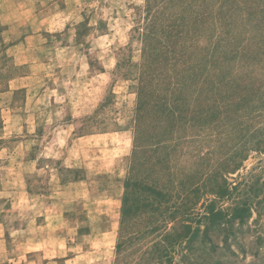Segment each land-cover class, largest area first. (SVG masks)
Segmentation results:
<instances>
[{"label": "rangeland", "instance_id": "rangeland-1", "mask_svg": "<svg viewBox=\"0 0 264 264\" xmlns=\"http://www.w3.org/2000/svg\"><path fill=\"white\" fill-rule=\"evenodd\" d=\"M164 1L0 0V264H157L151 248L189 216L198 238L162 264H264V0ZM162 11L188 21L179 42L143 37ZM150 45L170 51L162 71H181L174 94L205 125L139 157L153 158L149 183L175 217L143 210L123 230L125 183L144 178L131 160ZM221 185L235 194L219 198ZM237 200L251 202L243 224L209 223L208 207L230 215Z\"/></svg>", "mask_w": 264, "mask_h": 264}, {"label": "trees", "instance_id": "trees-1", "mask_svg": "<svg viewBox=\"0 0 264 264\" xmlns=\"http://www.w3.org/2000/svg\"><path fill=\"white\" fill-rule=\"evenodd\" d=\"M148 1L151 4L152 0ZM170 1L172 2L173 8H177V2H174V0ZM229 1L233 3V0H222L224 4ZM197 2L198 0L195 3L197 4ZM150 8L152 10V7ZM200 15L201 14H199L197 17L193 16L195 23H198L202 20L203 16ZM179 16L180 15L177 14H164L163 11L154 15L151 14L148 20L150 24H147L149 30H146V32L143 33V37L145 40L155 37L156 29L162 30V32L166 33L167 39L169 38L173 42H179L184 38L183 29L189 24L188 21L183 23L182 18ZM204 22H206V20L202 21V23ZM243 31L248 32L247 30ZM228 33H230V31H228ZM260 45L264 46L263 39H261ZM246 46L247 45H244V48ZM156 51L157 53H155ZM144 52L147 55L150 53L149 56H155V58H157V63L153 61L147 65L148 69L143 73L141 78L142 82L139 89L137 116L138 125L136 127L134 152L131 160V172L134 174V170L136 168L138 170V168L141 166L144 178H141V180H133L129 177L125 183L126 192L124 194L123 206L121 210V226L123 230L127 228L131 219L140 216L143 210H145V212L148 210L150 211L151 220L154 219L157 212L160 213V217L164 222L168 218L175 217L171 216V208L169 207L170 200L168 196L163 193V190H158V187L155 186V183H149V180L152 178L151 168H153V158L145 156L142 161L139 160V157L143 156V154H148L147 152L153 149L169 148L170 150H175L187 140V138L183 139V136L181 135L178 138H174L175 133L179 134L181 130L185 129L191 124H198L199 128H202L205 125L202 121L203 109L201 110V113H196L194 116H188L189 108L185 103L186 98H184V96H177L174 94L176 91H182L184 88V84L180 82L179 78L177 77L180 75L181 71L176 72L175 76H170V73L165 75V72L163 73L162 71L164 66L170 68V64L173 65V62L169 61V58H171L169 54L170 51H165V48H163V50L158 53V50L155 49L154 46L152 47L150 45L149 48L144 50ZM175 54H177V50ZM183 54L184 53L180 54L179 56ZM179 56H176L175 60H179L177 59ZM191 69L193 70L191 73L192 79L194 81L193 84L197 85L201 81V76L203 73L202 71H197L196 67H190L189 70ZM186 70L188 69H184L183 72ZM206 81H208V78L204 80V82ZM211 85L212 83L208 87ZM209 91L213 92L214 88L212 87ZM170 94L171 96H169ZM227 98H232V94H228L224 97V99ZM174 140H177V142L175 144L173 143V145L170 144ZM198 140L194 142H198ZM170 152L166 154L165 159L170 157ZM233 165H236V162L233 161L232 155L231 160H228L223 166V170L227 168L233 169ZM194 176L195 175H192L190 179L188 178L189 183L192 181ZM183 184L184 183H182V185ZM233 190V187L228 188V186L224 187L221 185L218 197L224 198L225 196H229L230 192H233L234 195L235 192ZM188 192L195 191L190 190ZM251 212L252 206L250 200H237L233 205L232 213L230 215L222 210L216 211L214 208L208 207V216H206V218L209 220L210 224H214L223 219L224 222L220 225H223V227L226 229L230 228L232 223H234L236 220H239V223L243 224L245 220L249 218ZM187 219L188 220H186V222L183 221L181 224L182 232L175 236L166 234L164 236L165 244L157 243L151 248V250L154 252L159 253V262L157 261V264H162L165 261L167 262V260H164V257H166L164 254L168 253L169 249L173 248L179 242L182 244V242L186 241L190 247L196 238H198L197 236L200 230L198 228H194L193 225L190 224L192 223V218L190 216L187 217ZM206 229H208V227ZM126 244L127 241H124L120 238L116 246L117 252L120 253ZM161 247L163 248L162 250H160Z\"/></svg>", "mask_w": 264, "mask_h": 264}]
</instances>
